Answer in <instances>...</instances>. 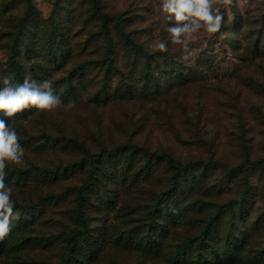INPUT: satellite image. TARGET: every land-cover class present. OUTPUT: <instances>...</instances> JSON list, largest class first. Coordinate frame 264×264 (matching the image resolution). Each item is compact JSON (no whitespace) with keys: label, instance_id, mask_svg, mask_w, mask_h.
<instances>
[{"label":"rangeland","instance_id":"obj_1","mask_svg":"<svg viewBox=\"0 0 264 264\" xmlns=\"http://www.w3.org/2000/svg\"><path fill=\"white\" fill-rule=\"evenodd\" d=\"M215 7L188 55L161 0H0V88L75 102L0 113L26 161L0 264H264V0Z\"/></svg>","mask_w":264,"mask_h":264},{"label":"clouds","instance_id":"obj_2","mask_svg":"<svg viewBox=\"0 0 264 264\" xmlns=\"http://www.w3.org/2000/svg\"><path fill=\"white\" fill-rule=\"evenodd\" d=\"M232 0H161V11L174 18L167 31L173 44L180 45L185 53L191 55L189 39L193 33L204 29L209 34L217 33L222 27L223 15L217 4L230 5ZM152 50L166 51L167 42L158 41L150 46ZM0 88V113L13 117L17 113L35 107L38 110L54 111L60 107L70 110L74 101L64 104L61 97L54 94L51 80L37 82L26 72L23 83L3 79ZM25 149L19 142L17 131L0 118V241L12 231V221L20 218L16 211L13 189L6 183V168L9 163L15 166L26 164Z\"/></svg>","mask_w":264,"mask_h":264},{"label":"trees","instance_id":"obj_3","mask_svg":"<svg viewBox=\"0 0 264 264\" xmlns=\"http://www.w3.org/2000/svg\"><path fill=\"white\" fill-rule=\"evenodd\" d=\"M135 149H136L138 152H141V154L144 155V156L147 157V158H153V157H156L158 160H161L162 157L164 156V155H159V154L156 153V152L150 153V152H148L147 149H145V148L135 147ZM119 150H120V149H119ZM119 150H115V151H107V153H108L109 155H114L115 153H118ZM169 163L171 164L172 169H179V170H180L179 167L182 168L181 165L178 167V166L175 164V162H174L173 160H171ZM263 163H264V161H257V162H256V164H263ZM200 164H201L200 162H194V163H191V164L186 165V166L183 167V168L196 167V166H199ZM177 173H178V172H177ZM176 183L178 184V179H177V182H176ZM168 196H170V195L166 194L164 197H165V198H168ZM198 252H202V248H201V246H200V249H199ZM183 256H185V254H183ZM200 260H201V263H202V261L205 260V259H204L203 257H201ZM203 262H204V261H203Z\"/></svg>","mask_w":264,"mask_h":264}]
</instances>
